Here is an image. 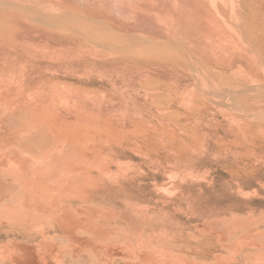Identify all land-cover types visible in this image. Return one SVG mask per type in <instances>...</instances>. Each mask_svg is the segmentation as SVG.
I'll return each instance as SVG.
<instances>
[{
	"label": "rangeland",
	"instance_id": "374dc122",
	"mask_svg": "<svg viewBox=\"0 0 264 264\" xmlns=\"http://www.w3.org/2000/svg\"><path fill=\"white\" fill-rule=\"evenodd\" d=\"M5 1L52 8L0 35V163L52 177L68 162L62 192L91 186L88 203L79 191L65 203L123 240L114 264H264V45L215 51L196 0L190 8L153 0L154 9L133 14L128 0ZM107 26L129 33L125 43L168 47L174 57L185 48L192 64L101 56L87 33L106 35ZM33 68L39 75H16ZM153 86L164 94L154 98ZM7 186L0 183V253L46 257V237L66 235L23 220L12 207L26 197Z\"/></svg>",
	"mask_w": 264,
	"mask_h": 264
},
{
	"label": "bare ground",
	"instance_id": "6f19581e",
	"mask_svg": "<svg viewBox=\"0 0 264 264\" xmlns=\"http://www.w3.org/2000/svg\"><path fill=\"white\" fill-rule=\"evenodd\" d=\"M28 1V0H27ZM26 1V2H27ZM30 1V0H29ZM29 1L27 3H29ZM42 1V0H41ZM51 1H58L59 0H51ZM76 1V0H75ZM126 1V0H125ZM170 1V0H169ZM39 2V0H38ZM77 2V1H76ZM103 2V1H102ZM119 2V1H118ZM184 5L186 7L189 6L193 7L192 2L193 0H182ZM198 9H201L205 12L204 15L201 16V25L203 24H209L211 27V34L215 36V41L213 42V46H215L214 50L217 52L225 51L224 46H230L229 50L237 49L241 52H253L254 50V41L261 42L264 45V0H196ZM82 3V2H81ZM97 3V2H96ZM121 3V2H120ZM61 4V3H60ZM93 4V3H92ZM98 4V3H97ZM103 4V3H102ZM171 4V3H170ZM77 5V4H76ZM84 5V4H83ZM100 5V4H99ZM192 5V6H191ZM51 5H45L41 8L38 7H26L19 4H11L6 2L5 0H0V35L4 34L5 32H11L13 29L10 26V24H13L14 22L19 21H29L28 15L32 16L36 13H42L47 10ZM79 7V6H78ZM124 7H126L127 11L129 12H149L152 9H154V3L153 0H128L126 3H124ZM196 8V7H194ZM125 9V10H126ZM193 9V8H192ZM62 10V9H61ZM122 10V9H121ZM64 11V10H63ZM123 11V10H122ZM126 11V12H127ZM50 12V11H48ZM53 12V11H52ZM194 12V11H193ZM56 13V12H55ZM151 13V12H150ZM192 13V12H191ZM51 15L54 13H50ZM58 15V13H56ZM69 13H67L68 15ZM197 14V13H196ZM38 15V14H37ZM41 15V14H39ZM47 15V14H46ZM65 15V11H64ZM65 15V16H67ZM72 14H70L71 16ZM199 15V14H198ZM53 16V15H52ZM77 16V15H75ZM138 16V15H137ZM140 16V15H139ZM143 16V15H141ZM207 16V17H205ZM57 17H60L59 15ZM74 17V16H73ZM151 17V16H150ZM48 18V16H47ZM70 18V17H69ZM81 18V17H80ZM89 18V16H88ZM145 18V17H144ZM50 19V18H48ZM47 19V20H48ZM57 19V18H56ZM77 19V17H76ZM84 19H86L84 17ZM93 19V18H90ZM148 19V18H146ZM39 21H44L45 19L41 18L38 19ZM51 20V19H50ZM54 20V19H53ZM72 20V19H71ZM82 20V19H80ZM95 21V19H93ZM34 21V20H33ZM36 21V20H35ZM86 21V20H85ZM89 21V20H88ZM12 22V23H11ZM59 22V21H58ZM64 22V21H62ZM61 22V23H62ZM70 22V21H69ZM68 22V23H69ZM133 22V21H132ZM38 23V22H37ZM66 23V22H65ZM87 23V21L85 22ZM91 23V22H90ZM98 23V22H97ZM101 22H99L100 24ZM106 23V22H105ZM42 24V23H41ZM40 24V26H41ZM102 24V23H101ZM100 24V25H101ZM104 24V23H103ZM151 24V23H149ZM148 24V25H149ZM14 25V24H13ZM16 25V24H15ZM48 25V24H47ZM52 25V24H51ZM60 25V24H56ZM55 25V26H56ZM66 25V24H65ZM82 25V24H81ZM84 25V24H83ZM35 26V25H34ZM53 26V25H52ZM89 26V24H88ZM92 26V25H91ZM89 26L90 28H92ZM94 26V25H93ZM102 26V25H101ZM106 26V25H105ZM170 26V25H169ZM204 26V25H203ZM57 27V26H56ZM60 27V26H59ZM64 27V26H62ZM67 27V26H66ZM70 27V25H69ZM73 27V25H72ZM172 27H168L167 29H171ZM195 27V26H194ZM205 27V26H204ZM208 27V25H207ZM43 29L44 25H42ZM40 28V29H41ZM50 28V27H49ZM53 28V27H52ZM96 28V27H95ZM159 28V27H158ZM175 28V27H174ZM173 28V29H174ZM12 29V30H11ZM35 29V27H34ZM39 29V26H38ZM94 29V28H92ZM103 29V28H102ZM106 29L108 30V34H97L94 32H88L87 36L89 40L92 41L93 45L95 44L97 47V52L101 56H113V55H119L122 58H156V57H164L166 60H173L177 61V63L182 62L183 64H186L187 66H190V60L191 57L189 56L188 52L185 53L184 49L180 50L177 54L178 57H174L171 53H173L172 50H170L168 47L163 49H156L154 46H152L153 43L147 45L144 44L140 45L138 44H130L125 43V40L133 39L130 38L131 35L129 33H124L120 35L115 34L112 27L107 26ZM105 29V30H106ZM209 29V28H208ZM37 30V29H36ZM47 30V29H46ZM57 30V28H56ZM55 30V31H56ZM71 30V29H70ZM16 31V28H15ZM51 33L54 32L49 30ZM91 31V30H90ZM96 31V30H95ZM100 32V30L98 29ZM170 31V30H169ZM37 32V31H36ZM102 32H104L102 30ZM5 33V34H6ZM45 33V32H44ZM50 33V34H51ZM59 33V32H58ZM63 33V32H62ZM67 33V31H66ZM73 33V32H72ZM164 33V32H163ZM172 34V31L169 32ZM8 34V33H7ZM81 34V33H80ZM62 35V34H61ZM67 35V34H66ZM9 36V35H8ZM33 36V35H32ZM63 36V35H62ZM77 36V35H76ZM144 36V35H143ZM147 36V35H146ZM159 36V35H158ZM209 36V34H208ZM212 36V37H213ZM16 37V36H15ZM38 37V35H37ZM49 37V36H48ZM51 37V36H50ZM49 37V38H50ZM67 37V36H66ZM69 37V36H68ZM71 37H73L71 35ZM211 37V38H212ZM52 38V37H51ZM79 38V39H78ZM77 39L80 40L81 37H78ZM142 38V35L141 37ZM151 38V37H150ZM17 39V38H16ZM76 39V41H77ZM82 41L84 40L81 38ZM154 39V38H152ZM189 39V38H188ZM137 40V39H136ZM135 40V41H136ZM139 40V39H138ZM149 40V39H147ZM151 40V39H150ZM190 40V39H189ZM13 41V40H11ZM19 41V40H18ZM17 41V42H18ZM69 41V40H68ZM20 42V41H19ZM137 42V41H136ZM143 42V41H142ZM153 42V41H152ZM10 43V42H9ZM16 43V42H15ZM14 43V44H15ZM84 43V42H83ZM90 43V42H89ZM88 43V44H89ZM216 43V44H215ZM2 44V43H1ZM12 44V43H11ZM22 44V42H21ZM39 44V43H38ZM62 44V43H61ZM66 44V43H65ZM64 44V45H65ZM72 44V43H71ZM74 44V43H73ZM85 44H87L85 42ZM176 44V43H175ZM5 45V44H4ZM10 46V44H8ZM23 45V44H22ZM28 45V43H27ZM55 45V43H54ZM77 45V44H76ZM90 45V44H89ZM92 45V44H91ZM158 45V44H157ZM256 45V44H255ZM2 46V45H1ZM12 46V45H11ZM18 46V45H17ZM62 46V45H61ZM70 46V44H69ZM74 46V45H73ZM72 46V47H73ZM162 46V45H161ZM171 46V45H170ZM182 46V45H181ZM262 46V45H261ZM43 47V46H42ZM45 47V46H44ZM43 47V48H44ZM66 47V46H65ZM90 47V46H89ZM184 47V46H183ZM264 47V46H263ZM35 48V47H34ZM91 48V47H90ZM17 49V48H16ZM28 49V48H27ZM69 49V48H68ZM72 49V48H71ZM262 49V48H260ZM20 50H23L22 48ZM46 50V49H45ZM87 50V49H86ZM94 50V49H93ZM3 51V50H2ZM30 51V50H29ZM29 51L27 53H29ZM44 51V50H43ZM53 51V50H52ZM59 51V50H55ZM83 51V50H82ZM90 51V50H89ZM260 51V50H259ZM5 52V51H4ZM31 52V51H30ZM41 52V51H40ZM91 52V51H90ZM237 52V51H236ZM235 52V53H236ZM26 53V52H25ZM204 53V52H203ZM215 53V52H214ZM230 53V52H229ZM257 53V51H256ZM262 53V52H260ZM259 53V56H260ZM3 54V53H2ZM9 54V53H8ZM33 54V53H32ZM30 54V55H32ZM50 54V52H49ZM60 54V53H59ZM98 54H96L98 56ZM232 54V52H231ZM247 54V53H246ZM253 54V53H252ZM29 55V54H28ZM26 55V56H28ZM79 55V54H78ZM226 55V54H225ZM11 56V55H10ZM19 56V55H18ZM45 56V55H43ZM48 56V55H47ZM52 56V55H51ZM50 56V57H51ZM72 56V55H71ZM99 56V57H101ZM118 56V57H119ZM255 56V55H254ZM258 56V57H259ZM33 57H36L35 54ZM38 57V56H37ZM49 57V58H50ZM64 57V55H63ZM227 57V56H226ZM230 57V56H228ZM262 57V56H261ZM38 58H41L40 56ZM61 58V57H57ZM78 58V57H76ZM10 59V58H9ZM37 59V58H36ZM62 59V58H61ZM120 59V58H119ZM25 60V59H24ZM39 60V59H37ZM59 60V59H58ZM65 60V59H64ZM77 60V59H76ZM156 61V59H154ZM164 60V61H165ZM34 61V60H33ZM46 61V60H45ZM116 61V60H114ZM131 61V60H130ZM137 61V60H133ZM158 61V59H157ZM161 61V60H160ZM193 61V60H192ZM200 61V60H199ZM27 62V60H26ZM72 62V61H71ZM128 62V60H127ZM142 62V61H141ZM159 62V61H158ZM259 62L261 64H264L263 61L259 59ZM8 63V62H7ZM39 63V62H37ZM47 63V62H46ZM58 63V62H57ZM129 63V62H128ZM170 63V62H169ZM195 63V62H193ZM200 63V62H199ZM100 64V63H99ZM149 64V63H148ZM147 64V65H148ZM176 64V63H175ZM192 64V63H191ZM206 64V63H205ZM259 64V63H258ZM16 65V64H15ZM18 65V63H17ZM20 65V64H19ZM182 65V64H180ZM22 66V65H21ZM51 66V65H50ZM49 66V67H50ZM150 66V65H149ZM47 67V66H46ZM57 68V67H55ZM194 68V67H193ZM192 68V69H193ZM220 68V67H216ZM50 69V68H49ZM78 69V68H77ZM137 69V68H136ZM195 69V68H194ZM244 69V68H243ZM53 70V69H52ZM87 70V69H86ZM92 70V69H91ZM90 70V71H91ZM94 70V69H93ZM220 70V69H219ZM217 69V71H219ZM245 70V69H244ZM47 71V70H46ZM139 71V70H138ZM55 72V71H54ZM86 72V71H85ZM2 73V72H1ZM8 73V72H7ZM60 73V72H59ZM212 73V72H211ZM229 73V72H228ZM3 74V73H2ZM46 74V73H45ZM48 74V72H47ZM231 74V73H230ZM4 75V74H3ZM7 75V74H6ZM16 75H39V71L37 69L30 71L27 70H21ZM50 75V74H49ZM105 75V74H104ZM137 75V74H136ZM214 75V74H213ZM186 76V75H185ZM23 77V76H22ZM81 78V77H80ZM200 80V79H199ZM122 81V80H121ZM132 81V80H131ZM89 82V81H88ZM119 84V83H118ZM117 84V85H118ZM250 84V83H249ZM85 86V85H84ZM122 86V85H121ZM240 86V85H239ZM249 86V85H248ZM227 87V86H226ZM241 87V86H240ZM243 87V86H242ZM251 87V86H250ZM249 87V88H250ZM254 88L256 87L253 86ZM80 88V87H79ZM152 90L155 92L153 94L154 98H158L159 96L163 95L164 93L158 92L159 87L153 86L151 87ZM252 88V87H251ZM264 89V85L257 86V90L260 91ZM256 90V89H254ZM256 90V92H257ZM1 91V90H0ZM244 91V90H243ZM250 91V90H249ZM245 92V91H244ZM235 93V92H234ZM130 94V93H128ZM242 94V93H241ZM262 94V93H260ZM15 95V94H14ZM228 95V94H227ZM200 96V95H199ZM212 96V95H211ZM245 96V95H244ZM253 96V95H252ZM256 96V95H255ZM205 97V96H204ZM203 95L199 97L200 101H203L206 99ZM229 97V96H228ZM8 98V97H7ZM221 98V97H220ZM223 98V97H222ZM255 98V97H254ZM257 98V97H256ZM16 99V98H15ZM30 99V98H29ZM160 99V98H159ZM163 99V98H162ZM166 99V98H165ZM192 99V98H191ZM33 100V99H32ZM37 100V99H36ZM157 100V99H155ZM212 100V99H211ZM214 100V99H213ZM225 100V99H224ZM34 101V100H33ZM42 101V100H41ZM40 101V102H41ZM150 101V100H149ZM160 101V100H158ZM194 101V100H193ZM198 101V102H200ZM219 101V100H218ZM221 101V100H220ZM162 102V101H161ZM166 102V100H165ZM212 102V101H210ZM123 103V102H122ZM134 103V102H133ZM164 103V102H163ZM203 103V102H201ZM200 103V105H201ZM206 103V102H205ZM216 103V102H215ZM231 103V102H230ZM92 104V103H91ZM95 104V102H94ZM98 104V103H97ZM95 104L94 106H96ZM195 104V102H194ZM204 104V103H203ZM212 104V103H211ZM222 104V103H221ZM243 104V103H240ZM37 105V104H35ZM43 105V104H41ZM197 105V103H196ZM205 105V104H204ZM203 105V106H204ZM108 106V105H107ZM164 106V105H163ZM169 106V105H168ZM201 106V107H203ZM15 107V106H14ZM35 107V106H34ZM201 107H197L200 109ZM259 108V107H258ZM33 109V108H32ZM35 109V108H34ZM202 110V108L200 109ZM255 110V109H254ZM199 111V110H198ZM204 111V110H203ZM203 114V113H202ZM257 114V113H256ZM262 115V114H261ZM178 120V119H177ZM44 121V120H43ZM46 121V120H45ZM48 122V121H46ZM52 122V120H51ZM261 122V121H260ZM40 123H42L40 121ZM45 123V122H44ZM60 123V122H59ZM81 123V122H80ZM62 124V123H61ZM60 125V124H59ZM5 126V125H4ZM46 126V125H45ZM48 126V125H47ZM62 126V125H61ZM34 128V127H33ZM5 131V130H4ZM7 131V130H6ZM120 133V132H119ZM27 139V138H26ZM3 140V139H2ZM80 151V150H79ZM37 154V153H36ZM10 157V156H9ZM21 159H23L21 157ZM8 160V159H7ZM5 160V162L7 161ZM24 160V159H23ZM17 162V160H16ZM19 162V161H18ZM22 162V161H21ZM29 162V161H28ZM27 162V163H28ZM74 162V160H73ZM6 165H3L0 163V183L6 187V185L11 186V188H20V193L18 197H26L25 200H22L21 202L17 201L14 204H17L15 207H12L13 210L22 215L23 220L28 221L32 226H39L42 225L45 228L43 229L44 232H50L49 230L51 228H60L63 231V234L66 235V240H63V242H59L55 240L54 238H47L42 242V252L45 254L46 257L40 259L38 258L34 253L33 254H26L21 255L19 253L11 252V251H4L0 253V264H101L103 262H106L107 264H114L110 258L111 254L114 256V253L116 255L124 254L123 250H121L123 243V240L121 242L120 240L112 238L109 236L111 233H108L109 231L105 230V226L100 224L99 222L104 221H91L86 216L79 215L78 212L76 213V210H72L73 205H66V201L70 199H74L76 194L80 193V197L86 198L88 197V192H90L91 185H88L86 187H79L74 190L73 187L69 186L67 192H62L64 184L66 183V180L62 175L64 172L66 173L68 170L66 168L69 166L68 162H64L61 166V170L57 171V174L50 177L48 176L47 171L46 173L42 172V170H39V167H34L33 169L27 168H18L17 165H14L13 162H6ZM13 163V164H12ZM26 163V162H25ZM22 164V163H21ZM32 164V163H31ZM26 165V164H24ZM75 165V164H74ZM39 166V165H38ZM43 166V164H42ZM41 166V167H42ZM58 166V165H57ZM31 167V166H30ZM33 167V166H32ZM59 167V166H58ZM57 167V168H58ZM60 169V168H59ZM70 169V168H69ZM73 170V169H71ZM75 171V169H74ZM68 176V175H67ZM84 182V181H83ZM6 183V184H5ZM74 184V183H73ZM70 185V184H69ZM7 186V187H8ZM53 187V189L51 188ZM74 186V185H72ZM51 188V189H50ZM93 187H91L92 189ZM100 190V189H99ZM18 191L19 190H15ZM14 191V192H15ZM2 195V194H1ZM8 196V195H7ZM6 196V197H7ZM8 198V197H7ZM10 199V198H9ZM84 200V199H82ZM14 201V200H13ZM74 201V200H73ZM9 205V202H7ZM88 203V202H87ZM72 204V203H71ZM3 205V204H2ZM12 205V204H11ZM13 206V205H12ZM8 210V209H7ZM90 210V209H89ZM1 211V210H0ZM6 211V210H5ZM14 212V213H15ZM94 212V211H93ZM6 213V212H5ZM11 213V212H10ZM102 213V212H101ZM9 214V213H8ZM26 215V216H25ZM85 215V214H83ZM102 215V214H101ZM100 215V217H101ZM4 216V215H3ZM6 216V215H5ZM91 216V215H90ZM103 216V215H102ZM98 217V216H97ZM3 218V217H2ZM21 218V217H20ZM18 223V222H17ZM28 223V225H29ZM4 224V223H3ZM114 224V223H113ZM117 226V225H116ZM10 230V229H9ZM107 231V232H106ZM121 233V232H120ZM121 235V234H120ZM115 237V235H114ZM117 237V235H116ZM126 237V235H125ZM120 238V237H117ZM133 239V238H132ZM59 240V238H58ZM42 241V240H41ZM62 241V240H61ZM17 243V242H16ZM126 243V241H125ZM126 245V244H125ZM128 246V245H127ZM132 246V245H131ZM35 247V246H34ZM40 247V246H39ZM22 248V247H21ZM38 248V247H37ZM18 250V248H17ZM23 250V249H21ZM40 250V249H39ZM126 250V249H125ZM135 250V249H134ZM144 250V248H143ZM142 250V251H143ZM41 251V250H40ZM146 251V250H145ZM30 252V251H29ZM33 252V251H32ZM31 252V253H32ZM35 252V250H34ZM135 252V251H134ZM141 252V251H140ZM139 252V253H140ZM27 253V252H26ZM36 253V252H35ZM39 254V253H38ZM41 254V253H40ZM39 254V255H40ZM134 254V253H133ZM44 256V255H42ZM124 256V255H123ZM122 256V257H123ZM126 257V256H125ZM138 257V256H137ZM146 257V256H145ZM144 258V257H143ZM138 259V258H137ZM131 260V259H130ZM145 260V259H144ZM147 260V259H146ZM148 261V260H147ZM125 263V262H124ZM142 263V262H141Z\"/></svg>",
	"mask_w": 264,
	"mask_h": 264
}]
</instances>
